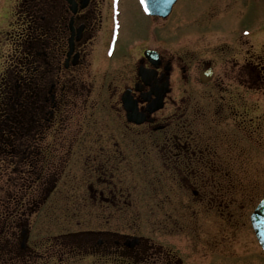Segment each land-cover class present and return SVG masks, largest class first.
Wrapping results in <instances>:
<instances>
[{
	"label": "flooded vegetation",
	"instance_id": "flooded-vegetation-1",
	"mask_svg": "<svg viewBox=\"0 0 264 264\" xmlns=\"http://www.w3.org/2000/svg\"><path fill=\"white\" fill-rule=\"evenodd\" d=\"M178 3L10 0L0 264H245L228 215L264 160V0Z\"/></svg>",
	"mask_w": 264,
	"mask_h": 264
},
{
	"label": "rangeland",
	"instance_id": "rangeland-1",
	"mask_svg": "<svg viewBox=\"0 0 264 264\" xmlns=\"http://www.w3.org/2000/svg\"><path fill=\"white\" fill-rule=\"evenodd\" d=\"M208 0H179V3L176 7V13L179 15H188V14H199L201 12H204L206 6L208 5ZM261 3H257L258 6H260ZM264 4V3H263ZM126 5V4H124ZM130 12H126L124 20L126 21V26H132L133 23V6L127 5ZM246 7H243L241 9H236L233 12L230 13L229 17L230 19L234 20L235 22L239 23L241 21L247 20V16L245 17V14L239 15V11L244 10ZM11 5L10 0H0V70L4 65H6V57L9 54L11 43L8 42V35L10 31V21L12 19L11 17ZM260 12L262 13V9H260ZM257 14V13H254ZM264 15V12L262 13ZM180 17L178 16L177 19ZM176 19V20H177ZM182 19V18H181ZM260 20V18H258ZM262 20V28L264 27V16H261ZM173 24V23H171ZM7 37V38H6ZM173 37V34L170 36ZM261 43H264V37H261ZM264 136V133L262 134ZM264 147V146H263ZM264 160H262V163L260 165H256L254 167L248 168V177H243V183H244V189H245V202L246 207L243 211L242 215L243 217L241 219L237 218V214L229 213L228 217H230V222H239L241 227H243V230L240 233V240H243L244 246H245V264H252L250 263V259L253 258L254 253L259 255V248L257 247L255 243V235L252 231V228L250 226V219H249V213L255 206V204L264 197ZM245 212V213H244ZM60 230H53V233L59 232ZM238 258V257H235ZM259 258V257H258ZM254 259V258H253ZM255 260V259H254ZM237 261V259H235ZM44 264V263H39ZM235 264H239V261ZM261 264H264V258L261 260Z\"/></svg>",
	"mask_w": 264,
	"mask_h": 264
},
{
	"label": "water",
	"instance_id": "water-1",
	"mask_svg": "<svg viewBox=\"0 0 264 264\" xmlns=\"http://www.w3.org/2000/svg\"><path fill=\"white\" fill-rule=\"evenodd\" d=\"M176 0H168L167 2V13L168 10L171 8L172 4ZM253 225L255 228V231L257 233V236L259 238L260 243L262 244L264 248V200L259 205V207L256 209L255 213L253 214Z\"/></svg>",
	"mask_w": 264,
	"mask_h": 264
}]
</instances>
